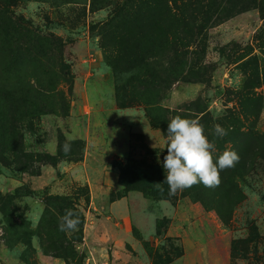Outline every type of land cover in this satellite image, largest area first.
<instances>
[{
	"label": "rangeland",
	"instance_id": "rangeland-1",
	"mask_svg": "<svg viewBox=\"0 0 264 264\" xmlns=\"http://www.w3.org/2000/svg\"><path fill=\"white\" fill-rule=\"evenodd\" d=\"M177 115L219 186L169 194ZM153 262L264 264V0H0V264Z\"/></svg>",
	"mask_w": 264,
	"mask_h": 264
},
{
	"label": "clouds",
	"instance_id": "clouds-1",
	"mask_svg": "<svg viewBox=\"0 0 264 264\" xmlns=\"http://www.w3.org/2000/svg\"><path fill=\"white\" fill-rule=\"evenodd\" d=\"M228 131L215 124L212 134L217 138H223ZM73 139L71 136L67 138L63 145L65 153L71 151ZM165 147L167 154L163 157L164 182L168 185L170 195L197 184L209 188L217 187L221 182L220 172L235 167L239 161V155L232 150H225L214 158L216 144L208 139L200 121L179 115L168 121L167 135L161 149ZM157 187L163 190L160 183H157ZM79 224L78 213L66 210L59 219L58 229L62 232H75Z\"/></svg>",
	"mask_w": 264,
	"mask_h": 264
},
{
	"label": "trees",
	"instance_id": "trees-1",
	"mask_svg": "<svg viewBox=\"0 0 264 264\" xmlns=\"http://www.w3.org/2000/svg\"><path fill=\"white\" fill-rule=\"evenodd\" d=\"M91 1H94V0H91ZM162 82H163V80H162ZM141 189H144L145 191H148L147 193H152L151 190H146V189H149L148 186H145V188H141ZM163 198H167V197L166 196H163ZM63 209H65V208H60L61 214H64L63 213ZM79 220H80V224H79L78 228H81V220H82V216L81 215H79ZM80 238H81V231H80L79 239ZM52 249H53L52 251H57V247L56 246L54 248H52ZM56 255H59V254H56ZM153 264H156V263L153 262Z\"/></svg>",
	"mask_w": 264,
	"mask_h": 264
},
{
	"label": "crops",
	"instance_id": "crops-1",
	"mask_svg": "<svg viewBox=\"0 0 264 264\" xmlns=\"http://www.w3.org/2000/svg\"><path fill=\"white\" fill-rule=\"evenodd\" d=\"M176 93V91H171L170 93H169V97L168 98H175V94Z\"/></svg>",
	"mask_w": 264,
	"mask_h": 264
}]
</instances>
